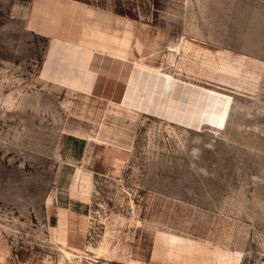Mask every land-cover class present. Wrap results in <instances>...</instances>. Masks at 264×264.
I'll return each mask as SVG.
<instances>
[{"label": "rangeland", "instance_id": "374dc122", "mask_svg": "<svg viewBox=\"0 0 264 264\" xmlns=\"http://www.w3.org/2000/svg\"><path fill=\"white\" fill-rule=\"evenodd\" d=\"M129 259L264 263V0H0V264Z\"/></svg>", "mask_w": 264, "mask_h": 264}, {"label": "bare ground", "instance_id": "6f19581e", "mask_svg": "<svg viewBox=\"0 0 264 264\" xmlns=\"http://www.w3.org/2000/svg\"><path fill=\"white\" fill-rule=\"evenodd\" d=\"M128 37V36H127ZM132 41H133V39H132ZM183 41V40H182ZM193 46V45H192ZM189 48H188V46H187V43L185 42V41H183L182 43H181V45L179 46V47H177L176 48V50H178V51H184V52H186L187 50H188ZM130 66H126V68H129ZM98 98V97H97ZM114 103H116V101H113ZM89 140H91V138L89 139ZM78 166H76L75 168H77ZM79 168V167H78ZM131 204L133 205V207H135V204H134V202L132 201L131 202ZM132 207V208H133ZM134 215V212L132 211V214H131V216H133ZM124 220V224L126 225V224H128V226H130V224L132 223V221H133V225H134V227H142V226H144L143 225V220H142V218L139 216V214H136L135 213V217H133L132 219L131 218H128V219H126V218H124L123 219ZM145 220V219H144ZM66 241V240H65ZM65 241L63 242V243H65ZM71 249H76L77 250V248H75V247H71ZM67 256H71L72 254L71 253H69V252H66L65 253ZM66 256V257H67ZM129 262H130V264H143V263H139V262H137V261H134L133 259H129Z\"/></svg>", "mask_w": 264, "mask_h": 264}, {"label": "crops", "instance_id": "0c3cea01", "mask_svg": "<svg viewBox=\"0 0 264 264\" xmlns=\"http://www.w3.org/2000/svg\"><path fill=\"white\" fill-rule=\"evenodd\" d=\"M90 15V17L93 15V16H96V18L94 19V17H93V20H90V22H88V23H93V22H95V21H97V24L96 25H98V26H100L101 25V23L102 22H106V20H109V18H107V19H105L104 21H103V18L101 17V15L100 14H98L97 12H94V13H89V10L87 11V13L85 14V16H84V18H83V20H82V26H81V30H80V40H79V45L80 46H82V47H86L85 45H81L80 43H81V39H82V35H83V33H84V31H85V27H84V25L86 24V21H85V19H86V17H88ZM89 17V18H90ZM44 28V27H43ZM92 28H93V26H92ZM46 32H47V30H46ZM87 48V47H86ZM104 55V54H103ZM54 58V57H53ZM70 58V60L72 59L71 57H69ZM55 59H57V58H55ZM73 63H74V61H73ZM75 63H77V62H75ZM66 65H68V66H66L67 67V69H70V68H72V71H79V69L76 67L77 65L76 64H74V65H71L70 63H66ZM76 74V73H75ZM75 74H73V77H76V78H78L79 79V77L77 76V75H75ZM54 77H58V76H55V74L53 73V78ZM69 79H70V77H68ZM78 83H79V81H78ZM143 94V93H142ZM144 95V94H143Z\"/></svg>", "mask_w": 264, "mask_h": 264}, {"label": "built area", "instance_id": "2783aa9c", "mask_svg": "<svg viewBox=\"0 0 264 264\" xmlns=\"http://www.w3.org/2000/svg\"><path fill=\"white\" fill-rule=\"evenodd\" d=\"M132 211H133V208L131 207V205H129L128 215H131L132 214ZM262 264H264V263H262Z\"/></svg>", "mask_w": 264, "mask_h": 264}]
</instances>
